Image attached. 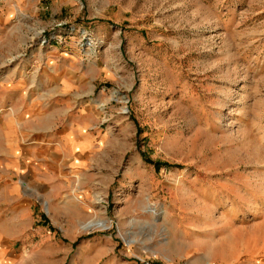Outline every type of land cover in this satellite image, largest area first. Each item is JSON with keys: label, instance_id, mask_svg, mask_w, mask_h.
I'll use <instances>...</instances> for the list:
<instances>
[{"label": "rangeland", "instance_id": "rangeland-1", "mask_svg": "<svg viewBox=\"0 0 264 264\" xmlns=\"http://www.w3.org/2000/svg\"><path fill=\"white\" fill-rule=\"evenodd\" d=\"M16 202L0 264H264V0H0Z\"/></svg>", "mask_w": 264, "mask_h": 264}, {"label": "crops", "instance_id": "crops-1", "mask_svg": "<svg viewBox=\"0 0 264 264\" xmlns=\"http://www.w3.org/2000/svg\"><path fill=\"white\" fill-rule=\"evenodd\" d=\"M4 190L7 195L13 197L14 195H16L18 188L13 184H8ZM16 203V207H12V209H9L8 212L1 214L0 217H32V215L30 214V207L29 209L26 207L21 208L19 206V202Z\"/></svg>", "mask_w": 264, "mask_h": 264}, {"label": "bare ground", "instance_id": "bare-ground-1", "mask_svg": "<svg viewBox=\"0 0 264 264\" xmlns=\"http://www.w3.org/2000/svg\"><path fill=\"white\" fill-rule=\"evenodd\" d=\"M97 222L99 223V221H97ZM97 222H96V221H94V222L92 221L91 223L94 224L93 226H96V223H97ZM85 227H86V226H85Z\"/></svg>", "mask_w": 264, "mask_h": 264}]
</instances>
